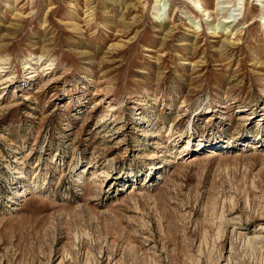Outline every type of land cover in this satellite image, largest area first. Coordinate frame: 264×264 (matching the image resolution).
<instances>
[{"label":"rangeland","instance_id":"obj_1","mask_svg":"<svg viewBox=\"0 0 264 264\" xmlns=\"http://www.w3.org/2000/svg\"><path fill=\"white\" fill-rule=\"evenodd\" d=\"M0 264H264V0H0Z\"/></svg>","mask_w":264,"mask_h":264},{"label":"bare ground","instance_id":"obj_2","mask_svg":"<svg viewBox=\"0 0 264 264\" xmlns=\"http://www.w3.org/2000/svg\"><path fill=\"white\" fill-rule=\"evenodd\" d=\"M161 13V12H158V14ZM161 16V15H160Z\"/></svg>","mask_w":264,"mask_h":264}]
</instances>
